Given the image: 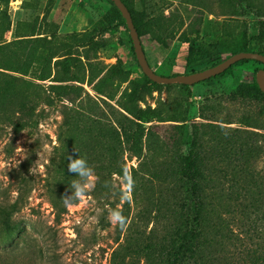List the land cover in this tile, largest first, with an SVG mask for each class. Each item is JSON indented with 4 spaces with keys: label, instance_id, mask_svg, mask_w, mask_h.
Masks as SVG:
<instances>
[{
    "label": "trees",
    "instance_id": "trees-1",
    "mask_svg": "<svg viewBox=\"0 0 264 264\" xmlns=\"http://www.w3.org/2000/svg\"><path fill=\"white\" fill-rule=\"evenodd\" d=\"M9 1L0 0V131L5 125L15 133L34 128L43 116L39 107L61 101V128L67 131L69 139L75 144L89 141L97 147L95 156L88 157L85 164L93 170L94 183L88 194L94 198L110 194L113 175L128 176L125 152L138 159L127 178L130 200L142 224L146 227L151 218L155 219L154 224L146 230L135 222L129 216L128 201L121 206L109 203L110 213L119 210L124 217L123 224L116 223L123 228V235L119 232L115 238L109 264H264V92L255 76L250 97L227 96L240 99L254 113L244 121L245 128L228 129L214 123L211 117L214 102L206 97L198 112L206 122L191 123L190 133L185 137L181 131L186 127L182 123L186 107L166 110L162 102L152 108L151 118L159 124H168V131L162 135L155 125L140 122L144 110L139 102L147 89L159 84L145 75L141 81L129 79L121 67L108 66L96 59V53L89 54L104 46L95 35L108 30L107 26L97 33L85 31L49 37L38 36L33 29L23 33L17 24L14 38L6 40L5 33L11 27L6 8ZM108 1L124 24L119 10ZM122 1L140 40L141 35H147L160 41L163 35H176L185 24L189 33L194 32L189 14L187 23L176 10L144 20L128 0ZM230 1L245 18L251 16L252 28L249 31L244 27L235 33L231 54L238 51L264 54V0ZM182 36L183 41L188 40L186 30ZM252 41L257 50H252ZM77 47H83V52L77 51ZM221 60L216 53H204L196 63L212 66ZM246 60L257 62L240 59L234 64ZM57 65L63 71L56 69L52 73V67ZM46 80L52 83L46 84ZM123 83L126 85L121 87ZM58 149V166H62L63 143ZM50 163L57 164L53 160ZM79 177L78 184L83 185L85 177ZM72 180L75 179L66 178L62 183L54 175L48 183L55 222H60L67 212L64 197L72 204L77 202L71 200L75 192ZM55 186L66 191L58 194ZM22 206L19 193L12 200L0 202L2 254V249L10 247L8 253L13 250L10 236L17 226L12 217Z\"/></svg>",
    "mask_w": 264,
    "mask_h": 264
},
{
    "label": "rangeland",
    "instance_id": "rangeland-1",
    "mask_svg": "<svg viewBox=\"0 0 264 264\" xmlns=\"http://www.w3.org/2000/svg\"><path fill=\"white\" fill-rule=\"evenodd\" d=\"M128 1L130 7L144 20L160 13L166 16L171 10L179 11L186 23L189 21L187 14L191 17L193 24L190 28L194 31L192 33H189L185 24L179 28L176 35H163L160 41L141 35L146 59L158 74H186L208 67L211 63H196L204 53H216L221 60L233 52L235 33L244 27L252 30L249 21L251 16L245 18L234 10L230 0ZM6 8L11 21L10 30L4 36L6 40L14 38L17 24L23 33L33 29L38 36L49 37L54 34L65 37L74 32L85 31L97 33L103 26H107L108 30L95 35V39L103 41L104 46L94 52L89 51V54L96 53V59L108 66L121 67L129 79H144L133 53L126 24L119 21L113 5L108 0H10ZM225 23L227 27L224 29ZM185 30L188 34L187 41L182 38ZM251 43L252 50H257L254 41ZM83 50V47H77V51ZM263 67L258 61L246 60L234 64L221 76L210 81L185 86L179 83H158L159 85L147 89L139 102L144 110L143 121L140 122L145 126L155 125L163 135L168 131V124H159L153 120L151 109L162 102L165 103L163 108L166 110L178 106L186 107L187 113L183 118L185 121L182 122L186 127L181 131L182 137H185L190 133L191 123L206 122L198 116V112L204 99L210 97L214 102L211 110L214 123L228 129L245 128L244 121L249 115L254 116V113L249 112L240 99L227 96L231 94L250 97L254 91L253 77ZM56 69L63 71V67L57 65L52 67V73ZM45 83L52 82L46 80ZM124 85L126 83L121 87ZM83 87L88 89L86 84H83ZM63 102L68 104L65 99ZM60 103L61 101L51 106L41 105L39 109H43V116L34 128L15 133L10 126L5 125L0 131V160L11 166L0 168V202L12 200L17 193L23 201L21 209L12 217L17 226L10 236L13 250L8 253L10 247L2 249L4 254L0 252L1 264H109L111 251L116 246L115 238L119 232L121 237L123 235V228L120 229L109 218V203L121 206L128 201L129 216L135 222L146 230L154 224L155 219L151 218L153 221L145 227L130 200L127 178H130V167H136L138 159L128 152L123 154L128 176L113 175L112 189L107 197L94 198L88 194L93 180L86 192L82 193L83 202L77 200L71 207L66 206L67 212L62 215L60 222L54 221L48 183L53 181L54 175L62 183L66 178L75 179L79 183L80 177L67 170V155L77 154L87 159L97 153V147L93 143L82 140L75 144L69 139L67 131L64 127L61 128ZM147 119L151 121L146 122ZM62 143L65 146V161L62 166H58V148ZM18 147L23 151H18ZM51 160L57 164L52 165ZM87 179L88 177L84 178L83 185L87 183ZM56 190L58 194L66 191L55 186V192ZM154 213L155 210L151 212V217Z\"/></svg>",
    "mask_w": 264,
    "mask_h": 264
},
{
    "label": "water",
    "instance_id": "water-1",
    "mask_svg": "<svg viewBox=\"0 0 264 264\" xmlns=\"http://www.w3.org/2000/svg\"><path fill=\"white\" fill-rule=\"evenodd\" d=\"M115 7L119 10L121 16L125 20L126 27L129 32L131 44L135 59L145 76L151 81L160 84L180 83L186 85H193L200 81H204L219 73L225 71L229 66L233 65L240 59H254L264 65V54L257 51H238L223 58L218 63L186 74L161 75L155 72L149 65L145 53L142 48L141 40L136 30L131 14L122 0H111ZM255 81L261 91L264 92V67L255 73Z\"/></svg>",
    "mask_w": 264,
    "mask_h": 264
},
{
    "label": "clouds",
    "instance_id": "clouds-1",
    "mask_svg": "<svg viewBox=\"0 0 264 264\" xmlns=\"http://www.w3.org/2000/svg\"><path fill=\"white\" fill-rule=\"evenodd\" d=\"M18 151H23V149L18 147ZM67 161L68 162L66 167L69 172L75 173L77 176L88 177L87 183L85 185H79L76 180L71 181V186L75 188V192L71 200H80L81 202H83L84 197L82 193L85 191L86 188L91 186L94 180V176L91 175L90 169L85 167L86 159L84 157L79 156L77 154L74 157L72 155H67ZM4 167L11 166L7 165L4 160H0V168ZM64 202L67 206H72V202H70L69 198L64 197ZM109 218L113 224L124 223V217L121 215L119 210H113Z\"/></svg>",
    "mask_w": 264,
    "mask_h": 264
}]
</instances>
